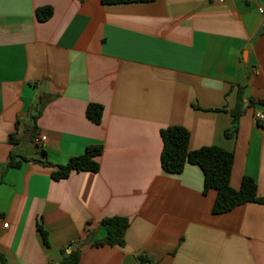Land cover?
<instances>
[{
    "label": "crops",
    "instance_id": "1",
    "mask_svg": "<svg viewBox=\"0 0 264 264\" xmlns=\"http://www.w3.org/2000/svg\"><path fill=\"white\" fill-rule=\"evenodd\" d=\"M42 7L53 9L47 22L36 17ZM261 10L264 0H0V253L10 264H59L61 250L87 240L78 264H138L142 255L154 264H264L263 204L214 214L217 191L204 193L201 168L161 167V131L180 126L190 150L234 153L232 188L250 177L264 198ZM240 88L246 112L227 138ZM90 104L104 107L101 124L87 119ZM91 145L104 147L97 174L56 182L39 163L65 165ZM12 151L28 162L7 171ZM115 216L130 220L125 247H93L106 237L101 221Z\"/></svg>",
    "mask_w": 264,
    "mask_h": 264
},
{
    "label": "trees",
    "instance_id": "2",
    "mask_svg": "<svg viewBox=\"0 0 264 264\" xmlns=\"http://www.w3.org/2000/svg\"><path fill=\"white\" fill-rule=\"evenodd\" d=\"M105 5L113 4H130V3H148L154 0H101ZM36 17L39 22H47L53 17V9L51 7H42L36 10ZM52 99V96H42L38 100L37 108H40V114L44 107ZM264 105V102H260ZM249 105H255L250 100ZM246 112L245 91L240 88L238 92V101L236 108L231 111L232 125L225 133L227 138H233L239 131L240 120ZM104 114V107L100 104H90L86 110V116L89 121L94 124H101ZM39 115L33 117L35 123ZM259 122V121H258ZM263 123V122H259ZM263 125V124H262ZM18 127V124L16 125ZM38 128L36 125L31 130V139L37 137ZM161 139L163 149L161 153V167L170 174H182L187 165H195L201 168L204 174V193L210 190L217 191V198L213 207L214 214H225L231 212L236 207L247 203H258L264 205V198L258 195V186L256 181L250 177H244L239 190H235L231 186V177L235 162V155L221 147L210 146L203 147L198 150H190V133L187 129L180 126H172L161 131ZM10 142L14 146H18L20 141L15 135L10 136ZM104 147L102 145H91L87 148L82 156L73 157L65 165L54 166L48 161H40L39 163L51 168V178L56 181L68 179L73 173H94L100 171V163L98 158L102 156ZM43 156L46 157L45 152ZM28 162V158L12 151L9 155L6 165L7 171L13 168H19L23 163ZM101 227L106 231V237L94 242L93 247L119 246L125 247L126 233L130 227V220L126 217L115 216L105 218L101 221ZM38 232L47 246H49V234L39 225ZM90 243L89 240L80 244L71 243L69 249L72 250L67 254L66 249L61 250L62 260L59 264H78L82 256V248ZM0 263L10 264L7 257L0 253ZM138 264H154V260L142 255Z\"/></svg>",
    "mask_w": 264,
    "mask_h": 264
},
{
    "label": "built area",
    "instance_id": "3",
    "mask_svg": "<svg viewBox=\"0 0 264 264\" xmlns=\"http://www.w3.org/2000/svg\"><path fill=\"white\" fill-rule=\"evenodd\" d=\"M219 2H224V0H218ZM261 13H264L262 10L260 11ZM256 119L259 122H264V113H257L256 114ZM47 138L45 136H37L34 138L33 143L36 147L42 148L46 142ZM8 225L6 224L5 227Z\"/></svg>",
    "mask_w": 264,
    "mask_h": 264
},
{
    "label": "rangeland",
    "instance_id": "4",
    "mask_svg": "<svg viewBox=\"0 0 264 264\" xmlns=\"http://www.w3.org/2000/svg\"><path fill=\"white\" fill-rule=\"evenodd\" d=\"M19 149L22 150V151H24L25 153L28 152V149H27L24 145H21V146L19 147Z\"/></svg>",
    "mask_w": 264,
    "mask_h": 264
}]
</instances>
